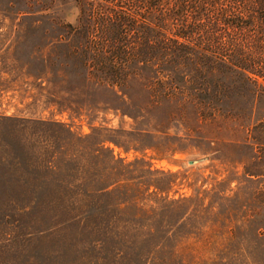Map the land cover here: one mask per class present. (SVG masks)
Wrapping results in <instances>:
<instances>
[{"label": "rangeland", "instance_id": "1", "mask_svg": "<svg viewBox=\"0 0 264 264\" xmlns=\"http://www.w3.org/2000/svg\"><path fill=\"white\" fill-rule=\"evenodd\" d=\"M78 16L0 0V264H264V92L200 116L152 100L147 72L94 83Z\"/></svg>", "mask_w": 264, "mask_h": 264}, {"label": "trees", "instance_id": "2", "mask_svg": "<svg viewBox=\"0 0 264 264\" xmlns=\"http://www.w3.org/2000/svg\"><path fill=\"white\" fill-rule=\"evenodd\" d=\"M76 1L69 53L94 83L122 87L147 72L152 100L181 98L200 116L218 112L216 92L232 85L264 92V0Z\"/></svg>", "mask_w": 264, "mask_h": 264}]
</instances>
